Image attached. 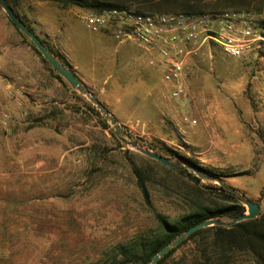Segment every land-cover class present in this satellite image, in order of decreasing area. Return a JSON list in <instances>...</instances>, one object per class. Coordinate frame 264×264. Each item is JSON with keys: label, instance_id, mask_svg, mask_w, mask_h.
Returning a JSON list of instances; mask_svg holds the SVG:
<instances>
[{"label": "rangeland", "instance_id": "rangeland-1", "mask_svg": "<svg viewBox=\"0 0 264 264\" xmlns=\"http://www.w3.org/2000/svg\"><path fill=\"white\" fill-rule=\"evenodd\" d=\"M15 1L16 12L35 28L41 0ZM195 1L200 14L234 13V7L257 19L264 13V0ZM0 42L16 47L24 63L40 57L1 6ZM23 85L20 96L26 95ZM63 85L64 105L50 113L25 116L0 106V264H107L114 255L121 262L118 247L155 235L160 217L174 221L201 206L232 202L218 181L170 168L124 143L122 137L130 139L118 135L86 95ZM161 90L135 105L122 99L106 106L132 141L223 175L264 215V48L239 58L215 50L191 59L180 96L171 95L168 83ZM2 93V106L15 100L12 86ZM204 239L190 241L165 264H190Z\"/></svg>", "mask_w": 264, "mask_h": 264}, {"label": "crops", "instance_id": "crops-1", "mask_svg": "<svg viewBox=\"0 0 264 264\" xmlns=\"http://www.w3.org/2000/svg\"><path fill=\"white\" fill-rule=\"evenodd\" d=\"M35 12V34L57 49L105 107L115 103L113 100L128 99V104L135 105V100L141 97L160 95L161 85L167 83L162 57L144 51L134 42H118L107 28L90 30L85 18L96 11L77 5L63 8L57 2L41 0L36 1ZM1 44L0 98L7 87L12 86L15 94V100L10 98L6 106L1 105L5 101L0 102L2 109L21 111L27 116L36 112L47 114L53 110L50 107L64 105L62 96L66 88L40 57H34L33 65L24 63L16 47ZM21 83L26 89L25 96L18 93Z\"/></svg>", "mask_w": 264, "mask_h": 264}, {"label": "trees", "instance_id": "trees-1", "mask_svg": "<svg viewBox=\"0 0 264 264\" xmlns=\"http://www.w3.org/2000/svg\"><path fill=\"white\" fill-rule=\"evenodd\" d=\"M15 1V0H13ZM57 2L61 7L67 8L71 5H77L81 8L101 12L107 9H130L136 13L145 14H161L168 12H179L183 14H200L203 11L197 9L195 0H50ZM249 1V0H248ZM9 5L14 9L11 0H7ZM16 2V1H15ZM231 3H244L246 0H229ZM233 4L228 7L232 8ZM234 13H243L242 8H233ZM18 14V12H16ZM19 15V14H18ZM20 16V15H19ZM23 20V18L20 16ZM11 21V20H10ZM24 21V20H23ZM12 23V22H11ZM27 27L33 32L34 29L25 21ZM13 24V23H12ZM14 25V24H13ZM15 26V25H14ZM17 31L30 40L16 26ZM35 33V32H34ZM44 44L51 49L56 56L72 71L70 65L64 57L55 49H53L44 39ZM32 48L40 55L42 61L49 67L55 76L63 83L67 82L55 71L49 62L37 50L33 42L30 40ZM73 72V71H72ZM74 73V72H73ZM76 75V74H75ZM187 162L197 167L207 175L222 178L223 175L217 174L212 170L205 169L197 165L194 161L185 158ZM194 180L200 179L192 173H188ZM141 190L148 200L149 195L146 185L140 183ZM220 190L232 201L226 205L211 208L209 206H201L197 211L188 215H184L174 221H169L164 217H160V229L155 235L141 237L133 240L126 245L118 247L120 253L125 257L122 261H117L118 255L112 256L111 263L107 264H130L132 262L138 264H148L151 259L168 243L175 240L183 232L195 224L207 219L222 218L224 216L236 217L245 213V206L238 200L235 194L224 186H220ZM201 235H205L203 242L198 244L195 257L190 264H235L238 258L246 257L244 264H264V215L251 220L242 221L230 227L210 226L203 228L189 236L178 247L172 249L158 264H165L166 261L181 247L195 240Z\"/></svg>", "mask_w": 264, "mask_h": 264}, {"label": "built area", "instance_id": "built-area-1", "mask_svg": "<svg viewBox=\"0 0 264 264\" xmlns=\"http://www.w3.org/2000/svg\"><path fill=\"white\" fill-rule=\"evenodd\" d=\"M85 22L92 31L107 28L118 42L131 41L146 52L158 53L173 97L183 92L191 59L212 56L215 50L239 58L264 48V13L257 19L242 13L151 15L113 8L89 14Z\"/></svg>", "mask_w": 264, "mask_h": 264}, {"label": "water", "instance_id": "water-1", "mask_svg": "<svg viewBox=\"0 0 264 264\" xmlns=\"http://www.w3.org/2000/svg\"><path fill=\"white\" fill-rule=\"evenodd\" d=\"M0 6L6 12L8 18L11 22L21 31L23 32L35 45L37 50L42 54V56L49 62V64L55 69V71L76 91L86 95L89 100L97 107V109L102 113V115L113 125L118 135H125L129 140L125 138H121L122 141L136 150L140 151L144 155L176 170H180L182 168L191 170L195 173L199 178H207L211 180L218 181L222 186L227 188L229 191L239 195L242 201L247 206V212L242 215L231 217L229 221H224L220 219H207L205 221L199 222L194 226L187 229L180 236H178L175 240L166 244L152 259L148 264H158V262L164 258L172 249L178 247L183 241H185L189 236L196 233L197 231L210 227V226H225L230 227L242 221L255 219L260 216L261 207L258 202H254L242 196L235 189L227 186L225 182L221 178L213 177L205 174L201 170H199L194 165L190 164L187 161H173L168 157H165L161 154H158L148 148L140 146L135 141H132L130 136L123 130L120 123L117 119L110 113V111L105 107L102 102L95 96L93 93L87 88V86L67 67L57 56L56 54L49 49L42 39L37 36L29 27L26 26L24 21L20 18V16L13 10V8L9 5L7 0H0Z\"/></svg>", "mask_w": 264, "mask_h": 264}]
</instances>
